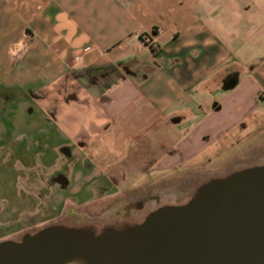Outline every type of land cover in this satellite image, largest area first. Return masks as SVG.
I'll return each instance as SVG.
<instances>
[{
  "label": "crops",
  "instance_id": "obj_1",
  "mask_svg": "<svg viewBox=\"0 0 264 264\" xmlns=\"http://www.w3.org/2000/svg\"><path fill=\"white\" fill-rule=\"evenodd\" d=\"M263 56L264 0H0V152L67 153L36 210L140 215L256 108Z\"/></svg>",
  "mask_w": 264,
  "mask_h": 264
},
{
  "label": "water",
  "instance_id": "obj_2",
  "mask_svg": "<svg viewBox=\"0 0 264 264\" xmlns=\"http://www.w3.org/2000/svg\"><path fill=\"white\" fill-rule=\"evenodd\" d=\"M0 264H264V165L212 179L124 228L51 224L2 240Z\"/></svg>",
  "mask_w": 264,
  "mask_h": 264
},
{
  "label": "rangeland",
  "instance_id": "obj_3",
  "mask_svg": "<svg viewBox=\"0 0 264 264\" xmlns=\"http://www.w3.org/2000/svg\"><path fill=\"white\" fill-rule=\"evenodd\" d=\"M263 61L264 56L257 58L256 65L262 64ZM243 68L244 75H250L251 70L248 65H244ZM6 79L7 77H2L0 84L5 85L7 83ZM254 82L256 83L255 79ZM1 88L2 86L0 87V96H4L5 93L8 96L11 95L12 92H4L2 91L4 89ZM223 92L221 88L213 89L209 92V101L212 100L213 104ZM13 93L11 96H13ZM259 100L263 102L262 105L264 106V100L255 97L256 102ZM9 106L11 105L9 104ZM3 107L8 108L0 104V113L3 116L4 122L9 124L11 121L10 116L8 117L6 112H3L5 110ZM25 111L27 112V109ZM256 121H259L261 124L264 123V118L260 115L259 111H254L252 117L245 120L248 123L246 127H249L246 131L243 132V130L238 129L233 139L226 136V138L223 137L209 146V156H214V158L209 160V164L206 167H209V170H226L229 166L244 162L248 158H252L263 152L264 125L263 128L259 126L253 127L252 125ZM250 122L253 128L250 127ZM10 138L15 139V136L12 135ZM1 150L4 151L0 152V241L6 239L19 240L24 234L33 233L51 224L67 227H89L88 225L91 222L103 223L105 218H110V221L116 222L114 221L116 217L114 213L109 212V207L94 213L84 206L80 208L66 206L63 209L54 210L49 205L46 211L49 216H47L42 210L35 209L39 205L29 206L31 204L30 197L36 196L32 193L35 192L36 186L43 187L44 185H48L50 180L64 174L65 164L68 162L65 156L67 153H61L58 148L40 152L34 149L29 151L26 147L22 151H16L9 144L3 146ZM218 151L222 153L215 157ZM164 187L168 189L173 186L167 184ZM42 192L45 194L47 189H43ZM39 203H41L40 200ZM33 212L37 215L30 214ZM109 214L112 215L108 217ZM123 217L128 218L129 216L123 215Z\"/></svg>",
  "mask_w": 264,
  "mask_h": 264
},
{
  "label": "flooded vegetation",
  "instance_id": "obj_4",
  "mask_svg": "<svg viewBox=\"0 0 264 264\" xmlns=\"http://www.w3.org/2000/svg\"><path fill=\"white\" fill-rule=\"evenodd\" d=\"M234 76L235 74L233 73H229L228 75L225 76V79L222 85H220V88L224 92L231 91L235 87L233 83ZM256 97L264 100V85H259L257 87ZM262 103L263 102H260V100L256 102V108L252 111V113L248 114L244 118V120L239 123L236 129H232V130L225 132L223 137L226 138V136H229L230 139H233L235 137L236 130L241 129V131L243 130V132L246 131L249 127H246V124L248 123H246L245 120L252 117V115L254 114V111L255 112L259 111L260 115L264 118V106L262 105ZM216 104L217 102L215 101L213 102L212 105L215 107ZM220 108H221V104L220 105L218 104V107L216 110H220ZM263 125L264 123L261 124L259 121H256L252 126L253 127L259 126L260 128H263ZM252 126L250 122V127L253 128ZM221 153L222 152L218 151L215 157ZM212 158H214V156H209L207 161H204L201 164L196 165L192 169V174H194V176L185 175L184 178L180 180V183H179L180 186H177L175 188L174 193L170 192V194L167 196V200L160 201V202L158 201L154 203L153 206L148 207L147 210L141 213L140 215H131L128 218H124L121 215L118 216L117 214L116 215L114 214L116 217L114 221L116 222L110 221L111 220L110 218H105L106 222L104 221L103 223H96V221H93L88 226L91 227L95 231H100L101 229L105 227H109V226L114 227V228H124L130 225H134L142 221L147 213H149L151 210L155 209L158 206L165 205V204H180L188 200L196 193V191L198 190L200 186L208 183L212 179L228 176L229 174L236 172L238 170H241V169L264 165V151L260 152L257 156L248 158L244 162L229 166L226 168V170H220V169L209 170V167H206V165L209 164V160H211ZM173 196H175V198H172Z\"/></svg>",
  "mask_w": 264,
  "mask_h": 264
}]
</instances>
